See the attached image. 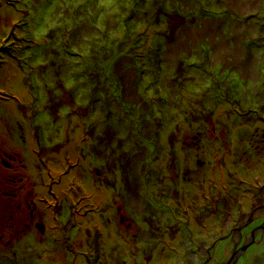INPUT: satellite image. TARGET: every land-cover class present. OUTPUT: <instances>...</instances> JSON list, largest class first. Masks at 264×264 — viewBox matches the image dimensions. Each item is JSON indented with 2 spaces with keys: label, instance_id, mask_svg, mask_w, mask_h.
I'll return each instance as SVG.
<instances>
[{
  "label": "rangeland",
  "instance_id": "374dc122",
  "mask_svg": "<svg viewBox=\"0 0 264 264\" xmlns=\"http://www.w3.org/2000/svg\"><path fill=\"white\" fill-rule=\"evenodd\" d=\"M35 94L55 132L65 123L98 122L97 136L111 141L110 167L131 169L135 198L147 175L155 204L157 187L176 183L187 196L183 210L196 200L201 212L205 194L244 179L237 200L264 185V124L242 118L233 103L243 110L264 104V0H0L2 135L9 122L27 125L19 106L29 115ZM188 169L193 177L184 181ZM248 170L259 177H244ZM249 198L241 199L247 213L255 204ZM195 229L206 239L209 230ZM257 237L241 244L237 260L226 253L209 264H264ZM53 257L41 253L32 264H56Z\"/></svg>",
  "mask_w": 264,
  "mask_h": 264
},
{
  "label": "flooded vegetation",
  "instance_id": "af4514ba",
  "mask_svg": "<svg viewBox=\"0 0 264 264\" xmlns=\"http://www.w3.org/2000/svg\"><path fill=\"white\" fill-rule=\"evenodd\" d=\"M229 88L231 93L239 89L237 82ZM32 99L29 115L26 107L19 106L26 112L22 118L27 125L9 122L2 135L0 124V255H12L0 264H32L41 253H52L56 264H200L201 260L209 264L224 260L226 253L237 255L241 244L256 235L264 240V229L260 230L264 185H253L249 195L236 200L241 193L237 197L233 193L248 183L239 180L237 186L229 181L227 191L212 190L202 197L205 204L200 212L196 200L183 210L187 196L176 183L172 188L167 184V189L158 186V204L153 203L148 194L150 176L142 175L146 177L139 181L143 194L135 198L132 175L127 176L131 169L123 165L120 174V168L110 167L111 141L97 136L96 120L87 118L81 127L61 124L62 132L56 133L49 111L39 107L42 99ZM233 103L242 118L264 124V104L243 110L241 101L233 99ZM199 137L194 138L196 147ZM262 139L264 143V135ZM197 163L201 168L206 165ZM256 172L248 170L244 177H259ZM174 173L180 179V170ZM192 175L191 169L186 170L183 180L191 181ZM156 176L161 179L162 174ZM248 197L255 203L250 213L241 201ZM223 201L225 205L216 208ZM214 223L222 230L219 238L211 235ZM195 227L209 230L206 239Z\"/></svg>",
  "mask_w": 264,
  "mask_h": 264
},
{
  "label": "water",
  "instance_id": "95a60500",
  "mask_svg": "<svg viewBox=\"0 0 264 264\" xmlns=\"http://www.w3.org/2000/svg\"><path fill=\"white\" fill-rule=\"evenodd\" d=\"M249 247V246H248ZM248 248H244L243 250L244 251H246ZM236 255H234V257H235ZM234 260H237L238 258L237 257H235V258H233Z\"/></svg>",
  "mask_w": 264,
  "mask_h": 264
}]
</instances>
